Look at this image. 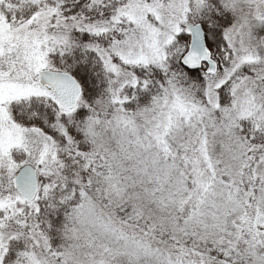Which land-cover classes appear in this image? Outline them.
<instances>
[{
  "label": "snow or ice",
  "instance_id": "6c2138e0",
  "mask_svg": "<svg viewBox=\"0 0 264 264\" xmlns=\"http://www.w3.org/2000/svg\"><path fill=\"white\" fill-rule=\"evenodd\" d=\"M0 264H264V0H0Z\"/></svg>",
  "mask_w": 264,
  "mask_h": 264
}]
</instances>
